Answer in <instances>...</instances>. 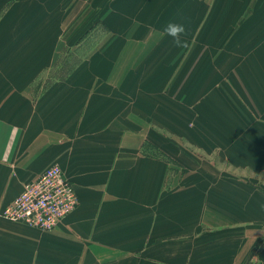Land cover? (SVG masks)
<instances>
[{
	"label": "crops",
	"instance_id": "crops-1",
	"mask_svg": "<svg viewBox=\"0 0 264 264\" xmlns=\"http://www.w3.org/2000/svg\"><path fill=\"white\" fill-rule=\"evenodd\" d=\"M9 42L0 34V210L53 165L78 205L49 231L0 217V264H264V192L237 178L257 156L264 175V150L220 146L230 166L216 175L174 156L138 48L122 71L91 59L46 87L40 70L13 69Z\"/></svg>",
	"mask_w": 264,
	"mask_h": 264
},
{
	"label": "rangeland",
	"instance_id": "rangeland-1",
	"mask_svg": "<svg viewBox=\"0 0 264 264\" xmlns=\"http://www.w3.org/2000/svg\"><path fill=\"white\" fill-rule=\"evenodd\" d=\"M169 22L185 26V47L164 32ZM0 28L13 69L40 70L46 87L91 59L112 55L110 70L122 71L138 48L142 90L154 92L158 121H170L157 130L191 167L228 169L220 146L264 150V0H0ZM260 160L237 178L264 192Z\"/></svg>",
	"mask_w": 264,
	"mask_h": 264
},
{
	"label": "built area",
	"instance_id": "built-area-1",
	"mask_svg": "<svg viewBox=\"0 0 264 264\" xmlns=\"http://www.w3.org/2000/svg\"><path fill=\"white\" fill-rule=\"evenodd\" d=\"M78 205L72 183L59 166L46 169L35 181L24 184L21 193L4 209L0 217L49 231L60 224Z\"/></svg>",
	"mask_w": 264,
	"mask_h": 264
},
{
	"label": "clouds",
	"instance_id": "clouds-1",
	"mask_svg": "<svg viewBox=\"0 0 264 264\" xmlns=\"http://www.w3.org/2000/svg\"><path fill=\"white\" fill-rule=\"evenodd\" d=\"M164 32L172 38V43L175 47L186 46V40L182 39V37L186 35V28L183 24L169 22L165 26Z\"/></svg>",
	"mask_w": 264,
	"mask_h": 264
}]
</instances>
